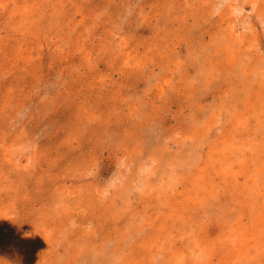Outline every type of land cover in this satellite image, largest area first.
<instances>
[{"label":"rangeland","instance_id":"1","mask_svg":"<svg viewBox=\"0 0 264 264\" xmlns=\"http://www.w3.org/2000/svg\"><path fill=\"white\" fill-rule=\"evenodd\" d=\"M263 214L264 0H0V264H250Z\"/></svg>","mask_w":264,"mask_h":264},{"label":"clouds","instance_id":"2","mask_svg":"<svg viewBox=\"0 0 264 264\" xmlns=\"http://www.w3.org/2000/svg\"><path fill=\"white\" fill-rule=\"evenodd\" d=\"M158 166L154 158H146L139 162L131 160L128 156H120L113 165L110 175L103 179L100 189L101 199L107 200L113 193L124 190L129 196L141 195L145 192L148 182L155 176ZM97 168L89 172L90 177L99 175ZM76 227L75 221L70 222Z\"/></svg>","mask_w":264,"mask_h":264},{"label":"bare ground","instance_id":"3","mask_svg":"<svg viewBox=\"0 0 264 264\" xmlns=\"http://www.w3.org/2000/svg\"><path fill=\"white\" fill-rule=\"evenodd\" d=\"M253 3V2H252ZM253 9V8H252ZM256 9V8H255ZM257 10V9H256ZM222 40V39H221ZM254 50V49H253ZM218 52H219V50H218ZM234 52V51H233ZM252 52V51H251ZM258 53V52H257ZM259 54V53H258ZM252 57V56H251ZM239 58V57H238ZM255 59V58H254ZM260 60V59H259ZM258 61V60H257ZM251 67V66H250ZM248 74V73H247ZM244 94H246V93H244ZM243 97V96H242ZM246 97V96H245ZM246 104V103H245ZM263 120V119H262ZM260 121V120H259ZM255 124H257V123H255ZM245 128H247V127H245ZM255 128V127H254ZM248 129V128H247ZM232 136H234V135H232ZM217 138V137H216ZM224 140V139H223ZM224 141H226V140H224ZM223 144V143H222ZM242 148V147H241ZM237 150V149H236ZM241 150V149H240ZM233 154H236V152H234ZM240 157H244V154H240ZM230 158V157H229ZM231 160V159H230ZM212 164H213V162H212ZM208 165V164H207ZM223 170V169H222ZM219 174H220V172H219ZM253 177V176H252ZM261 182H259V184H260ZM253 187V186H252ZM262 187V186H261ZM241 190V189H240ZM185 191V190H184ZM192 192V191H191ZM261 192V191H260ZM263 192V191H262ZM261 192V193H262ZM154 193H156V192H154ZM258 193V192H257ZM171 195V194H170ZM260 195V194H259ZM263 196V195H262ZM158 206V205H157ZM115 208V207H114ZM150 209V208H149ZM157 209V208H156ZM126 210V209H125ZM233 214H230L229 213V217H231ZM242 215V214H241ZM264 215V214H263ZM130 217V216H129ZM227 217V216H226ZM188 218H190V217H188ZM230 220V219H229ZM236 220V219H235ZM149 221V220H148ZM154 222V221H153ZM128 223H129V221H128ZM187 223V222H186ZM247 223V222H246ZM156 224V223H155ZM256 224V227H257V232H256V236H258V238H260V239H262L263 240V238H264V229H263V227H264V223L261 221V222H256L255 223ZM217 226V225H216ZM188 227V226H187ZM251 228V227H250ZM154 229V228H153ZM152 232H153V230H151ZM244 231V230H243ZM251 231V230H250ZM232 232V231H231ZM193 234V233H192ZM219 234H220V232H219ZM191 235V234H190ZM252 235V234H251ZM173 236V235H172ZM209 237V236H208ZM240 237L241 236H239V239L236 237V240L238 239V241L240 240ZM244 238V237H243ZM163 239V238H162ZM228 239V238H227ZM235 239V238H234ZM174 240V239H173ZM233 240V239H232ZM243 240H245V239H242V242L241 243H239V244H241V245H243L244 246V244H246V245H249V244H247V243H245ZM163 242H165V241H163ZM161 244H162V242H160ZM208 243V242H207ZM212 243V242H211ZM261 243H262V241H261ZM259 243V245H262L263 247L262 248H259L258 246V248H256V251H254V253L256 254L251 260H249V262H250V264L253 262V264H261L260 262H262L263 260L261 259L262 258V255L264 256V250H262L263 248H264V243ZM164 244V243H163ZM230 245H231V243H230ZM177 246V245H176ZM130 247V246H129ZM208 248V247H207ZM216 248V247H215ZM241 248V247H240ZM153 249H155V248H153ZM152 249V250H153ZM149 250V249H148ZM231 250V249H230ZM128 251V250H127ZM227 251V250H226ZM263 251V252H262ZM144 252H146V251H144ZM176 253V252H175ZM174 253V254H175ZM231 253V252H230ZM239 253H240V255L243 253V251H242V249H240L239 250ZM239 253H237V255L239 254ZM131 254V253H130ZM259 254H261V256L259 257L258 255ZM236 255V256H237ZM154 256V255H153ZM202 257V256H201ZM234 257V256H233ZM232 257V258H233ZM177 258V257H176ZM181 258V257H180ZM237 258V257H236ZM240 258V257H239ZM182 259V258H181ZM205 259V258H204ZM193 260V259H192ZM236 260V259H235ZM183 261V260H182ZM238 262H240V260L237 258V264H238ZM152 263V262H151ZM181 263V262H180ZM202 263V262H201ZM241 263V262H240ZM131 264H133V263H131ZM193 264V263H192ZM204 264H206V263H204ZM232 264H233V262H232Z\"/></svg>","mask_w":264,"mask_h":264}]
</instances>
